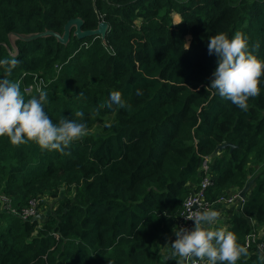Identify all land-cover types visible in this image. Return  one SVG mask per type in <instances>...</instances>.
I'll use <instances>...</instances> for the list:
<instances>
[{
	"label": "trees",
	"instance_id": "trees-1",
	"mask_svg": "<svg viewBox=\"0 0 264 264\" xmlns=\"http://www.w3.org/2000/svg\"><path fill=\"white\" fill-rule=\"evenodd\" d=\"M74 18L84 30L101 20L109 28L79 38L72 24L62 41ZM236 32L264 60V0H0V60L20 61L10 77L0 67V78L20 80L26 100L44 81L54 123L89 129L108 119L105 132L88 130L65 153L0 137V195L18 211L0 204V264H177L165 257L206 157L209 201L254 179L239 205H215L223 212L216 226L226 223L242 245L249 239L237 264H260L264 76L247 111L210 86L218 57L209 38ZM112 91L130 107L108 108ZM49 196L48 220L19 214Z\"/></svg>",
	"mask_w": 264,
	"mask_h": 264
},
{
	"label": "clouds",
	"instance_id": "clouds-1",
	"mask_svg": "<svg viewBox=\"0 0 264 264\" xmlns=\"http://www.w3.org/2000/svg\"><path fill=\"white\" fill-rule=\"evenodd\" d=\"M207 48L209 55L218 57L210 81L211 88L247 111L249 99L260 94L264 60L258 59L249 49L248 38L242 32H236L231 39L226 33L216 34L209 38ZM111 54L115 55V52ZM19 64L14 56L0 60L6 77H10ZM42 85L46 87L42 80L35 84L38 96L33 95L26 100L20 80L0 78V137L7 136L15 146L35 142L41 149L65 153L74 141L88 134L87 126L63 117L54 123L44 110L48 92ZM137 94H140L139 90ZM113 105L130 107L120 91L110 93L107 107ZM75 115L82 118L84 114L77 111ZM220 216L219 211L211 208L190 211L185 218L194 221V226L174 230L176 239L170 243L171 251L165 259L178 258L177 264H237L241 257H248L247 242L240 244L235 233L216 226ZM258 259L260 264H264V252Z\"/></svg>",
	"mask_w": 264,
	"mask_h": 264
},
{
	"label": "built area",
	"instance_id": "built-area-1",
	"mask_svg": "<svg viewBox=\"0 0 264 264\" xmlns=\"http://www.w3.org/2000/svg\"><path fill=\"white\" fill-rule=\"evenodd\" d=\"M31 88V87H30ZM29 88V89H30ZM27 89V90H29ZM202 169L204 171V176L202 178V181L199 185V188L195 191L190 193L188 198L185 200L183 210L180 214L179 221L177 223V228H192L194 226V221L187 220L185 216H187L190 211H196L200 210L203 211L205 209H215V205H239L243 198L239 195L238 192H231L228 194H221L216 201L212 202L206 199V189L208 186L212 183L209 172V158L206 157L202 164ZM42 200L40 199H33L30 201V204L24 208L21 209L19 214L24 218H30L35 217L38 213V206ZM0 204L1 208L11 209L14 212H18L15 208H13L8 201L7 197L0 195ZM222 212V211H221ZM253 240H258L257 236H253ZM247 244H249V239H247ZM262 247V244H261Z\"/></svg>",
	"mask_w": 264,
	"mask_h": 264
},
{
	"label": "water",
	"instance_id": "water-1",
	"mask_svg": "<svg viewBox=\"0 0 264 264\" xmlns=\"http://www.w3.org/2000/svg\"><path fill=\"white\" fill-rule=\"evenodd\" d=\"M72 24L76 25V31L75 34L79 37V38H84L87 36H93V35H101L102 37H104L107 33V30L109 28V24L104 21L101 20L99 23L98 28L96 29H83V21L80 18H74L71 19L65 26V33L63 35V37L61 38L62 41H66L69 37V33H70V26ZM229 145V143H222L220 144L214 151V154H216L217 152H219L220 150H223L225 147H227ZM232 148L234 147L233 145H231ZM254 184V179L249 180L245 186L239 191V195L241 196V198L245 199L248 192L250 191V188L252 187V185ZM35 219H42V220H48V217H46L45 215H43L42 213H38L35 217Z\"/></svg>",
	"mask_w": 264,
	"mask_h": 264
},
{
	"label": "rangeland",
	"instance_id": "rangeland-1",
	"mask_svg": "<svg viewBox=\"0 0 264 264\" xmlns=\"http://www.w3.org/2000/svg\"><path fill=\"white\" fill-rule=\"evenodd\" d=\"M176 18H177V16H175L174 20ZM190 39L191 38L188 36L187 37V46L190 44ZM29 88H30V86L27 87V89H29ZM107 123H108V119H106L103 123L95 124L94 126H92V128H89L88 130L91 131V132H95V133H103V132H105L104 126ZM43 199H41L42 201L40 202V204L38 206V210L41 211L42 213H44L43 215H45L46 217H48L47 216L48 213H49L48 211L50 209V206H52L50 204L52 202V198L49 196V197H46V198H43ZM235 206H237V205H235ZM222 225H223L222 227H226L227 226L226 223H223ZM260 230H264V229L263 228L262 229L260 228Z\"/></svg>",
	"mask_w": 264,
	"mask_h": 264
},
{
	"label": "crops",
	"instance_id": "crops-1",
	"mask_svg": "<svg viewBox=\"0 0 264 264\" xmlns=\"http://www.w3.org/2000/svg\"><path fill=\"white\" fill-rule=\"evenodd\" d=\"M175 16H177V18L174 20V22L177 23V22L180 21L181 17L178 14H174V18H175ZM39 212L42 213L41 211H39ZM219 212L221 213V216L220 217H222L223 216L222 215L223 212H221V211H219ZM42 214H44V213H42ZM166 239H168V237H166Z\"/></svg>",
	"mask_w": 264,
	"mask_h": 264
}]
</instances>
